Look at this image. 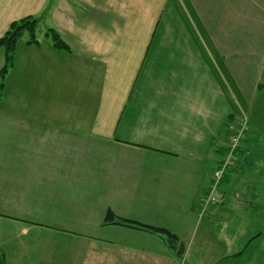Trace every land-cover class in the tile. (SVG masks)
Instances as JSON below:
<instances>
[{
    "label": "crops",
    "instance_id": "0c3cea01",
    "mask_svg": "<svg viewBox=\"0 0 264 264\" xmlns=\"http://www.w3.org/2000/svg\"><path fill=\"white\" fill-rule=\"evenodd\" d=\"M26 16L41 17L40 43L18 41L0 99V264L228 256L234 241L200 256L189 242L217 210L202 213L201 199L230 139L235 91L264 114V0H0V37ZM5 62L0 47V80ZM251 125L256 144L264 125ZM109 209L168 228L183 256L164 235L104 223Z\"/></svg>",
    "mask_w": 264,
    "mask_h": 264
},
{
    "label": "rangeland",
    "instance_id": "374dc122",
    "mask_svg": "<svg viewBox=\"0 0 264 264\" xmlns=\"http://www.w3.org/2000/svg\"><path fill=\"white\" fill-rule=\"evenodd\" d=\"M23 38L28 39L29 34L25 33ZM234 94H236L238 99L233 98L236 117L234 121H231V123L233 122L231 135L236 131L233 129H236L244 121H246L244 123L246 133L241 139L244 149L238 154V159L234 160V163H236V168L234 167L235 171H239V173L233 178L243 184L241 183L242 187H235L237 189L234 194L235 196H233L232 192L229 193L231 184L224 183V181L220 183V189L222 194L225 195L226 201L217 204L215 207L217 210L215 209L216 211H214L213 216L210 218L203 217L202 223L201 220L199 221L201 229L198 230L199 226L195 228L189 246L192 248L193 256V250L197 248L194 253L198 252L200 256L206 252L208 253V251L214 252V247L217 248V251L222 250L221 247H217V239L218 244L225 240L227 242L234 241L237 243V246L226 252L230 256V254L240 253L241 249L255 236L250 241L249 247L241 255L231 259L228 258V260L235 264H264V137L256 144L251 141L246 142L250 135L251 124L253 126L264 125V122L259 121L255 123L254 121L255 119H263L264 121V114H260V117L251 115V112L249 113V110L247 111L244 108V95L242 97L238 91H235ZM256 94H261L264 102V84L260 86V91ZM256 109L259 110V107H256ZM261 110L264 111V108H261ZM240 165H242V168L239 167ZM233 171L228 170L229 174H232ZM207 215L210 216L209 214ZM220 220L226 221L222 228L210 226L212 223L223 224ZM196 221V218L193 217L191 221L193 222L192 226L196 224ZM211 221L213 222L210 223ZM236 248H240V250H236ZM188 261L190 264L193 260L188 258Z\"/></svg>",
    "mask_w": 264,
    "mask_h": 264
},
{
    "label": "trees",
    "instance_id": "16d2710c",
    "mask_svg": "<svg viewBox=\"0 0 264 264\" xmlns=\"http://www.w3.org/2000/svg\"><path fill=\"white\" fill-rule=\"evenodd\" d=\"M47 11V10H46ZM46 11H44L43 15L45 16ZM40 16H26L21 18L20 20H16L12 22L10 28L6 31V33L0 37V47H4L6 49V62L4 66L1 69V80H0V99L2 97V92H3V87L5 85V78L7 71L13 66L14 64V57H15V50L17 47L18 41L23 37L25 33L29 34V38L27 40V44H36L38 45L40 41L36 37V31L37 27L40 24ZM47 36H50L54 42V46L60 49H66L68 50L69 47L66 44V42L63 40L62 36L60 35L59 32H57L54 28H48L47 30ZM234 118L236 116V113L232 115ZM235 130V129H233ZM236 132V131H235ZM233 135V134H232ZM230 134V137L232 136ZM242 144L234 148L233 152L234 154H239L241 149H242ZM231 150L230 143L228 142V145L224 148L222 152V157L218 160V164L215 168V171L213 172V175L215 174L216 170L219 168V166L222 164L223 159L226 157V155L229 153ZM228 168L226 169L223 177L220 180V183L224 181L226 183V177L229 176ZM213 177L211 178L209 185L206 189L205 194L208 192L209 187L212 184ZM220 183H219V190L220 189ZM203 195V197L205 196ZM219 204L216 202L214 206ZM104 223H113L117 225H122L126 227H131V228H137L145 231H149L151 233H156L159 235H164L167 237L169 244L172 248L177 249L176 256L178 258H181L183 256V242L180 241L179 237L177 234L169 230L168 228L161 227V226H156V225H151V224H146L143 222H140L138 220L134 219H128V218H123L115 214L111 209L107 211L106 217H105V222ZM259 235V234H257ZM256 235V236H257ZM255 237V236H254ZM253 237V238H254ZM251 238L250 241L253 239ZM248 242L247 245L244 246L243 249H241L240 253H236L230 256H226L224 258L219 259L215 264H235L233 262H229L228 258L231 259L233 257H237L238 255H241L250 245L251 242Z\"/></svg>",
    "mask_w": 264,
    "mask_h": 264
},
{
    "label": "built area",
    "instance_id": "2783aa9c",
    "mask_svg": "<svg viewBox=\"0 0 264 264\" xmlns=\"http://www.w3.org/2000/svg\"><path fill=\"white\" fill-rule=\"evenodd\" d=\"M246 121L242 122L235 130L236 132L231 136L230 139V146L231 150L226 155V157L223 159L222 164L219 166V168L216 170L212 184L208 189V192L205 194V196L202 199V205L203 208H207L210 205L219 202L220 201V190H219V183L221 178L223 177L225 171L227 168L231 167L234 164L235 160V154L233 152L234 148L239 146L241 144V139L243 138L244 134L246 133Z\"/></svg>",
    "mask_w": 264,
    "mask_h": 264
}]
</instances>
